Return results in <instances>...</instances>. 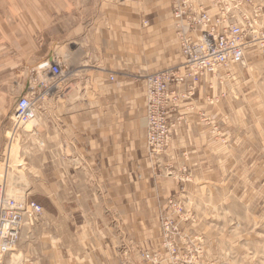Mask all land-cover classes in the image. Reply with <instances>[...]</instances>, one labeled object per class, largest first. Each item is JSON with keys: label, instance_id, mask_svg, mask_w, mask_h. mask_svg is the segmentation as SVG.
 I'll return each mask as SVG.
<instances>
[{"label": "rangeland", "instance_id": "374dc122", "mask_svg": "<svg viewBox=\"0 0 264 264\" xmlns=\"http://www.w3.org/2000/svg\"><path fill=\"white\" fill-rule=\"evenodd\" d=\"M6 1L0 0V8ZM70 40L53 41L50 46L48 57H53L63 70V76L58 79L38 69L48 57H0V70L10 68L3 70L4 73L0 71V78L9 75L8 81L12 82L0 104L4 116L0 121L3 151L0 185L5 187L7 196L27 198L42 208L33 221H25L20 240L5 257L4 264H25L24 261L32 259L43 264L44 245L54 244V232L60 237L63 234L65 246L78 251L76 234L69 227L78 226L81 219L59 215L56 189L52 194L56 200L52 202L46 194L50 191L49 184L48 190L45 188V175L58 173L55 178L59 180L60 172L64 177L71 174L68 183H73L75 171H45V140L33 132L45 100L81 96L91 99L92 84L105 77L88 72L95 67L92 57H75V53L84 50L85 39ZM77 63L81 65L78 69ZM179 63L180 59L175 67ZM144 76L136 74L133 78L139 82ZM206 78L212 80L203 93L206 106L201 107L202 101L196 97L189 115H175L171 119L177 125L180 118V123L173 129L165 149L157 153L148 151L157 163L152 169L154 177L170 178L177 187L164 202L161 200L156 215L147 219L150 238L146 244L134 239V228L133 235L124 233L125 238L119 237L115 249L118 264H264V48L250 44L244 66L206 76L201 83ZM120 79L127 80L125 76L107 75V84ZM222 93L225 96L216 104L208 103V98ZM22 96L36 97L37 106L41 107L34 123L16 129L12 114L17 99ZM187 134L190 141L185 140L184 145L190 144L188 148L195 153H181L170 159L171 138L175 141L176 137L180 139ZM165 158L171 162L160 166L158 159ZM55 178L49 181L54 182ZM79 204L68 200L64 208L67 205L75 210ZM116 221L112 219L110 225H120Z\"/></svg>", "mask_w": 264, "mask_h": 264}, {"label": "crops", "instance_id": "0c3cea01", "mask_svg": "<svg viewBox=\"0 0 264 264\" xmlns=\"http://www.w3.org/2000/svg\"><path fill=\"white\" fill-rule=\"evenodd\" d=\"M170 3L171 0H7L0 8V57L44 58L50 54L53 41L83 37L84 50L75 57H92L95 67L88 72L105 75L103 81L92 84L91 99L81 96L45 100L38 125L33 128L34 134L45 140V171H75L73 183H68L71 174L64 177L60 172L59 180L55 178L58 173L45 175V188L48 190L49 184L50 190L46 194L54 202L52 194L56 189L59 215L81 219L78 226L69 227L76 234L78 251L65 246L63 234L60 237L54 232V244L44 245L43 264H118L115 249L119 237L125 238L124 233L133 235L134 228V239L146 244L150 238L147 219L156 215L161 200L164 202L177 187L170 178H155L152 174L157 163L148 155L144 120L143 78L159 68H174L179 59L181 63ZM193 3H203L214 12L208 0ZM52 60L51 56L47 59ZM179 64L176 68L181 67ZM79 66L77 63L76 69ZM114 74L127 80L108 85L107 75ZM136 74L145 76L136 82ZM9 79V75L0 78V104L12 85ZM210 83L212 80L206 78L194 97L181 105L178 115H189L196 97L202 101L201 107L206 106L203 93ZM3 117L0 113V121ZM178 137L175 141L171 138L170 159L181 153H195L188 148L190 144L184 145L185 140L190 141V134ZM1 144L0 141V154ZM48 155L52 158L48 159ZM170 159H158L159 165L168 164ZM53 177L55 181H49ZM68 200L81 204L75 210L67 205L64 208ZM112 219L120 225H110ZM24 263L39 264L34 259Z\"/></svg>", "mask_w": 264, "mask_h": 264}, {"label": "built area", "instance_id": "2783aa9c", "mask_svg": "<svg viewBox=\"0 0 264 264\" xmlns=\"http://www.w3.org/2000/svg\"><path fill=\"white\" fill-rule=\"evenodd\" d=\"M208 2L214 12L203 3L171 0L177 40L186 42L181 48V67L160 70L144 77L146 143L153 151L160 150L170 137L171 128L179 125L180 118L177 125L171 122L178 101L192 94L203 74L244 66L247 42L264 48V26L259 25L260 19H264V0ZM240 15H245L244 19ZM197 36L203 39L202 44H199ZM190 48H193L192 52ZM40 65L38 69L47 71L54 79L63 76L61 65L53 60H46ZM110 80L113 81V77ZM224 96V93L217 96L218 101ZM38 109L36 97L18 98L12 114L13 127L17 129L35 120ZM41 212L42 208L27 198L16 201L7 197L4 186L0 185V264H3L6 254L17 246L25 219H34ZM145 258L149 260L148 255Z\"/></svg>", "mask_w": 264, "mask_h": 264}, {"label": "bare ground", "instance_id": "6f19581e", "mask_svg": "<svg viewBox=\"0 0 264 264\" xmlns=\"http://www.w3.org/2000/svg\"><path fill=\"white\" fill-rule=\"evenodd\" d=\"M192 2H193V0H191ZM240 17H241V19H244V17H245V15H240ZM259 25L260 26H264V19H260V21H259ZM258 28V27H257ZM175 31V30H174ZM175 36H176V39H178V36H177V34L175 33ZM198 37V41H199V44H202L203 43V39L201 38V37H199V36H197ZM179 40V39H178ZM177 40V42H178V47H179V55H180V57L182 58V53H181V48H182V45H183V47L185 46V40L184 41H178ZM190 42L192 43V44H194L193 43V41H192V39L190 40ZM250 44H253V45H255L253 42H247L246 43V48L248 49L249 47H250ZM191 49H193V48H190V51L192 52V50ZM183 64V63H182ZM182 66V65H181ZM216 72H214V73H207L206 72V74H203L200 78H199V80H198V83L194 86V89H193V91H192V94L191 95H188V96H186V97H184V98H180L179 99V101H178V106H177V108H176V110L174 111V113H173V117H174V115H178V111H179V109L181 108V105L185 102V101H189L192 97H194V94H195V92H196V88H197V86L201 83V81L203 80V78L204 77H206V76H209V75H214ZM176 91H177V89H176ZM207 101H208V103L209 104H216L217 103V101H218V98L217 97H215V98H208L207 99ZM33 121L34 120H32V121H30L29 123H27V124H31V123H33ZM26 124V125H27ZM173 129L174 128H171V133H170V136H171V134H172V131H173ZM169 139H170V137L161 145V149L160 150H155V151H153L151 148H149L148 147V145H147V143H146V146H147V148H148V151L150 150V151H152V152H154V153H157V152H159V151H161L162 149H165V147L168 145V141H169ZM145 141H146V135H145ZM3 176L4 175H1V178L3 179ZM4 190H6L5 189V187H4ZM5 194H6V191H5ZM7 196V195H6ZM7 197H9V196H7ZM9 198H11V197H9ZM11 199H14V198H11ZM21 199H23V198H21ZM21 199H14V200H16V201H19V200H21ZM40 215V214H39ZM38 215H36L35 216V218L37 217ZM34 218V219H35ZM34 219H25V221H28V222H31V221H33ZM25 221L23 222V224H22V227H23V225H24V223H25ZM22 229V228H21ZM12 251V250H11ZM10 251V252H11ZM9 252V253H10ZM9 253H7L6 254V256L9 254ZM5 256V257H6ZM5 257H4V259H3V264H4V260H5Z\"/></svg>", "mask_w": 264, "mask_h": 264}]
</instances>
